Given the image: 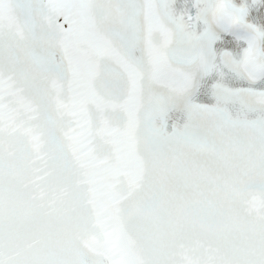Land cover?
<instances>
[{
  "label": "snow or ice",
  "instance_id": "1",
  "mask_svg": "<svg viewBox=\"0 0 264 264\" xmlns=\"http://www.w3.org/2000/svg\"><path fill=\"white\" fill-rule=\"evenodd\" d=\"M0 264H264V0H0Z\"/></svg>",
  "mask_w": 264,
  "mask_h": 264
}]
</instances>
